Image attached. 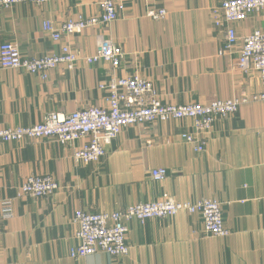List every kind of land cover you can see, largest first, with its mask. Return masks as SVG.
Instances as JSON below:
<instances>
[{"label":"crops","instance_id":"obj_1","mask_svg":"<svg viewBox=\"0 0 264 264\" xmlns=\"http://www.w3.org/2000/svg\"><path fill=\"white\" fill-rule=\"evenodd\" d=\"M221 0H125L119 17L54 40L43 28H56L81 16L101 14L99 0L20 2L0 9V45L15 42L21 54L37 58L61 52L69 44L79 59L73 69L60 65L47 79L0 65V128L30 126L50 112L68 114L88 106H106L101 88L111 69L89 63L98 36L120 45L125 54L115 74L152 81L163 103H210L240 99L264 91L258 71L242 68L243 37L264 29V9L234 24L239 40L224 49L223 27L213 10ZM164 8L165 17L148 11ZM223 25H226L225 23ZM194 132L191 119L131 125L107 147L98 162L77 163L75 149L87 138L63 145L53 138L0 143V201L13 199V214L1 219L0 264H264V100L242 104L218 117L201 136L195 152L182 137ZM165 167L155 180L152 169ZM51 174L60 188L49 196L16 197L31 175ZM169 195L178 201L215 198L222 206L227 236L203 232L202 216H174L128 223L129 252H105L73 258L78 210L112 212ZM1 215V209H0Z\"/></svg>","mask_w":264,"mask_h":264},{"label":"built area","instance_id":"obj_2","mask_svg":"<svg viewBox=\"0 0 264 264\" xmlns=\"http://www.w3.org/2000/svg\"><path fill=\"white\" fill-rule=\"evenodd\" d=\"M49 0H0V9L20 2L43 4ZM101 14L81 16L78 20H69L56 28L50 21L43 22V28L50 32L54 40L63 35L82 32L85 28L115 21L125 7V0H99ZM264 9V0H221L214 8V23L223 27L226 43L220 52L229 51L239 40L234 24L247 19L253 12ZM152 19L166 16L164 8L148 11ZM226 25H223V24ZM123 48L112 40L100 35L96 51L85 56L89 63L103 61L111 69L110 77L101 88L108 93L106 106H88L68 114L48 113L43 121L30 126L0 128V143L37 138H53L63 145H72L81 138L87 142L75 149L73 157L77 163L100 161L107 153V147L121 134L124 128L148 122L177 119H191L194 132H184L181 137L193 145L195 152L204 151L207 133L218 117L236 114L242 104L263 101L264 91L253 95L244 94L240 99L215 100L210 103L166 104L162 102L158 90L152 81L139 75L118 77L115 74L124 57ZM242 62L258 71L264 80V29L255 28L243 37L240 51ZM78 54L69 44L61 47V52L37 58L24 57L15 42L0 45V65L3 69H22L27 73L37 74L42 79L49 77V72L60 65L73 69L78 61ZM155 180L167 176L165 167L152 169ZM60 184L51 174L31 175L19 187L16 197H43L55 193ZM0 239L3 236L1 219H9L13 214V199L0 201ZM186 211L202 216L203 232L212 236H227L230 230L224 224L221 203L215 198H201L197 201H178L169 195L150 201L128 205L112 212H88L78 210L74 221L78 228L75 233L76 244L71 246L70 255L82 258L97 252H105L115 257H123L129 252L127 235L128 223L137 219L144 222L151 218H165Z\"/></svg>","mask_w":264,"mask_h":264}]
</instances>
